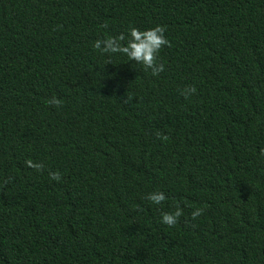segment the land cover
<instances>
[{"label":"trees","instance_id":"obj_1","mask_svg":"<svg viewBox=\"0 0 264 264\" xmlns=\"http://www.w3.org/2000/svg\"><path fill=\"white\" fill-rule=\"evenodd\" d=\"M261 149L264 0H0V264H264Z\"/></svg>","mask_w":264,"mask_h":264},{"label":"clouds","instance_id":"obj_2","mask_svg":"<svg viewBox=\"0 0 264 264\" xmlns=\"http://www.w3.org/2000/svg\"><path fill=\"white\" fill-rule=\"evenodd\" d=\"M164 31L165 29L161 25L143 31L130 28L128 29L127 35L121 33L117 36L96 39L92 43V48L103 55H123L128 61H135L137 64L142 65L144 69L150 70L151 75L156 76L164 70V65L156 62V56L161 47L168 44L164 36ZM195 92V87H186L181 91V95L187 99ZM49 103L59 106L61 102L53 97L49 100ZM259 156L264 158V149L260 150ZM25 165L36 170H39L41 167L39 163H34L31 160H26ZM49 178L54 181H59L60 173L50 172ZM147 199L151 203L158 205L164 201L166 197L163 192L154 191L148 194ZM182 214V209L176 207L171 213H163L160 217V222L168 226H173L177 223L178 218L181 217ZM200 214L201 209L199 208L194 209L190 213L193 219Z\"/></svg>","mask_w":264,"mask_h":264}]
</instances>
